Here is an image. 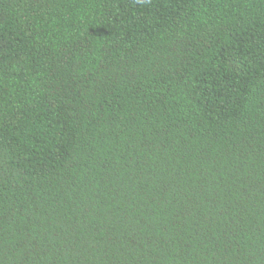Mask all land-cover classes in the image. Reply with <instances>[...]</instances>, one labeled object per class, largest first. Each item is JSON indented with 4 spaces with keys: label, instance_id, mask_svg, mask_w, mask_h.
<instances>
[{
    "label": "trees",
    "instance_id": "trees-1",
    "mask_svg": "<svg viewBox=\"0 0 264 264\" xmlns=\"http://www.w3.org/2000/svg\"><path fill=\"white\" fill-rule=\"evenodd\" d=\"M0 264H264V0H0Z\"/></svg>",
    "mask_w": 264,
    "mask_h": 264
}]
</instances>
